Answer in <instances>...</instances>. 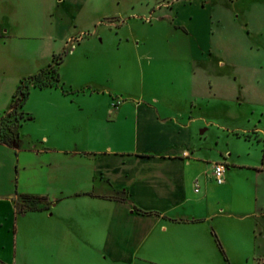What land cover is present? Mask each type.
Masks as SVG:
<instances>
[{"label": "crops", "instance_id": "1", "mask_svg": "<svg viewBox=\"0 0 264 264\" xmlns=\"http://www.w3.org/2000/svg\"><path fill=\"white\" fill-rule=\"evenodd\" d=\"M79 14H86V0H0V121L12 110L24 78L47 69L66 51L57 67L60 75L67 56L86 43V22L76 18ZM88 88L67 89L62 80L32 88L34 97L57 103L30 109L26 102L20 136L12 146L0 143V261L12 263L19 236L34 220L56 218L66 223L68 235L93 238L102 260L114 264H207L213 252L217 256L207 222L221 215L209 201L214 167L224 164L220 186L228 187L243 164L231 169L233 154L227 151L216 150L214 157L204 153L192 115L181 122L162 116L152 103L114 105L105 91ZM46 109L55 116L53 137L75 141V148L53 146L49 135H31L38 119H46ZM74 115L81 133L75 132ZM24 195L45 197L38 207L48 208L22 209Z\"/></svg>", "mask_w": 264, "mask_h": 264}, {"label": "rangeland", "instance_id": "2", "mask_svg": "<svg viewBox=\"0 0 264 264\" xmlns=\"http://www.w3.org/2000/svg\"><path fill=\"white\" fill-rule=\"evenodd\" d=\"M76 18L86 22V43L59 69L65 88L92 86L87 90L105 91L114 105L152 103L164 117L198 118L192 130L202 151L233 154L231 169L243 164L228 187L210 184L209 201L221 215L207 222L217 251L207 264H264V172H257L264 169V0H86V14ZM196 54L200 62L192 60ZM32 90L27 108L57 103ZM44 113L31 135L75 148V141L53 137L55 116ZM3 120L14 125V118ZM20 200L23 208L45 204ZM66 228L56 218L34 220L19 236L11 264H114L102 260L93 238L68 235ZM202 244L208 248L206 239ZM256 246L261 252L255 254Z\"/></svg>", "mask_w": 264, "mask_h": 264}, {"label": "trees", "instance_id": "3", "mask_svg": "<svg viewBox=\"0 0 264 264\" xmlns=\"http://www.w3.org/2000/svg\"><path fill=\"white\" fill-rule=\"evenodd\" d=\"M66 51L63 53L54 56V63L51 64L47 69L42 70L38 74L32 75L30 77L24 78L18 90L12 100V110L8 112L2 119L5 117L6 119L14 118V125L13 123L10 124L9 120L0 121V143H4L7 145L12 146L13 143L18 139L20 136L19 133V125L17 122L19 119L22 121L25 119V116L20 113V109L24 106L27 102L31 89L34 87L44 88L49 86H56L60 83V75L57 72V67L64 61V56L66 55ZM54 76L55 79H54ZM50 77L51 79H48ZM52 80V81H51ZM58 83V84H57ZM23 201H31L35 203L36 201H45V197H38V196H22ZM122 200H125L122 199ZM48 206L38 207L37 204H32V206L27 207L28 210H39V209H47ZM24 209V208H22Z\"/></svg>", "mask_w": 264, "mask_h": 264}, {"label": "built area", "instance_id": "4", "mask_svg": "<svg viewBox=\"0 0 264 264\" xmlns=\"http://www.w3.org/2000/svg\"><path fill=\"white\" fill-rule=\"evenodd\" d=\"M225 166L223 163H217L214 167V178L217 184L222 185L225 182Z\"/></svg>", "mask_w": 264, "mask_h": 264}]
</instances>
